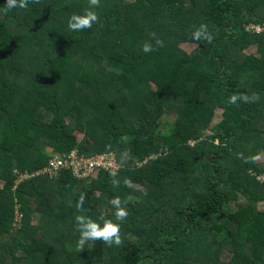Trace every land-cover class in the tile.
<instances>
[{
	"label": "trees",
	"instance_id": "trees-1",
	"mask_svg": "<svg viewBox=\"0 0 264 264\" xmlns=\"http://www.w3.org/2000/svg\"><path fill=\"white\" fill-rule=\"evenodd\" d=\"M88 7L0 0V264H264V32L245 31L264 0H100L99 22L70 30ZM201 23L211 43L191 39ZM163 117L167 134L145 133ZM73 149L111 153L119 186L102 169L32 175ZM82 192L93 220L124 202L120 246L77 251Z\"/></svg>",
	"mask_w": 264,
	"mask_h": 264
},
{
	"label": "clouds",
	"instance_id": "clouds-1",
	"mask_svg": "<svg viewBox=\"0 0 264 264\" xmlns=\"http://www.w3.org/2000/svg\"><path fill=\"white\" fill-rule=\"evenodd\" d=\"M35 3H39V0H33ZM7 7L12 8H22L27 9L29 0H6ZM89 7L84 10L82 14H72L68 19V28L72 31H83L85 29H91L93 24L99 22V15L94 10L100 6V0H88ZM152 37L155 39V44L157 47H163V41L156 38V34L152 33ZM213 34L209 31L208 25L201 23L191 32V39L194 41H206L211 43L213 40ZM141 50L144 53H150L155 50L153 44L145 41ZM256 99L255 94L253 97H248L247 95H237L233 94L228 98V103L236 104L238 101L250 102ZM110 147V146H108ZM77 150V149H73ZM70 152V151H69ZM68 153V152H67ZM66 153V154H67ZM131 155L130 149H124L121 153V160L126 161ZM243 158V157H242ZM258 157H250L245 159V162H255ZM113 186H119L120 180L117 178V172L112 171L110 173ZM263 174L258 175L257 177ZM259 181V180H258ZM123 183L127 186L131 183L130 179L125 178ZM86 193H81L78 200L76 201V209L81 214L75 216V223L77 225V231L79 232V238L76 242V249L78 252L84 250V247L89 242L102 241L105 245L111 247L113 245L120 246L123 243L121 237V224L126 221L129 212L126 205L117 195L114 196L109 203L114 209V220L107 218V213L101 212L96 220L91 217L82 214L83 205L85 203Z\"/></svg>",
	"mask_w": 264,
	"mask_h": 264
},
{
	"label": "built area",
	"instance_id": "built-area-1",
	"mask_svg": "<svg viewBox=\"0 0 264 264\" xmlns=\"http://www.w3.org/2000/svg\"><path fill=\"white\" fill-rule=\"evenodd\" d=\"M245 31L248 33L260 34L264 32V28L248 25L245 27ZM100 169L110 173L118 169L117 163L111 153L87 156L80 153L78 150H71L67 154L54 157L48 162L46 167L38 170L32 175L47 174L49 177H55V175L62 170L70 172L72 176L76 178L87 179L95 178L97 176V171ZM32 175H29V177ZM257 180L264 181V175L257 177ZM15 219L18 220L19 218Z\"/></svg>",
	"mask_w": 264,
	"mask_h": 264
},
{
	"label": "rangeland",
	"instance_id": "rangeland-1",
	"mask_svg": "<svg viewBox=\"0 0 264 264\" xmlns=\"http://www.w3.org/2000/svg\"><path fill=\"white\" fill-rule=\"evenodd\" d=\"M181 48L187 53V54H189L193 49H194V45L192 46V45H189V44H183V45H181ZM247 53L248 54H251V55H255V49L254 48H252V49H250L249 51H247ZM221 111L220 110H218V111H216L215 112V114H214V117H213V120H212V122H211V124H210V126L209 127H207L204 131H203V134L204 135H207V134H209L210 133V128H211V126H213L215 123H217L218 121H220L222 118H221ZM170 127H171V124H170V122H169V119H168V117H163V118H161L160 120H158V122L156 123V124H153V125H149V126H147L145 129H144V131H145V133H148V134H167L168 132H169V130H170ZM76 134V136H77V138L78 139H81V138H83V137H87L86 135H82V134H80V133H75ZM45 153H50L51 154V152L50 151H48V149H46V152ZM21 178V177H20ZM129 200H130V202H134V201H137L138 200V198L137 197H135V196H133V195H131L130 197H129ZM260 208H261V205H260ZM36 222V215H33V217H32V223H35ZM132 239L134 240V237H132Z\"/></svg>",
	"mask_w": 264,
	"mask_h": 264
}]
</instances>
